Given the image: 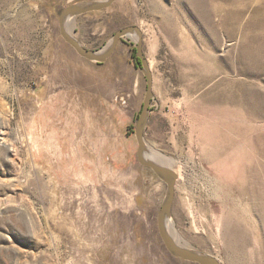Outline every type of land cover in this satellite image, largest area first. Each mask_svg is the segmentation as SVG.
<instances>
[{
    "label": "rangeland",
    "instance_id": "obj_1",
    "mask_svg": "<svg viewBox=\"0 0 264 264\" xmlns=\"http://www.w3.org/2000/svg\"><path fill=\"white\" fill-rule=\"evenodd\" d=\"M99 1L0 0V264H200L164 244L169 186L138 160V39L96 62L60 33L64 8ZM231 2L115 0L67 28L92 50L142 29L147 145L181 172L175 230L222 264H264V70L241 57L246 20H223Z\"/></svg>",
    "mask_w": 264,
    "mask_h": 264
},
{
    "label": "water",
    "instance_id": "obj_2",
    "mask_svg": "<svg viewBox=\"0 0 264 264\" xmlns=\"http://www.w3.org/2000/svg\"><path fill=\"white\" fill-rule=\"evenodd\" d=\"M115 0H105L99 2H92L88 4H74L64 8L59 17L60 33L63 38L71 44L82 56L89 60L96 62H104L112 56L116 50L120 39L129 33L136 32L138 35L137 40V55L136 59L143 65V71L147 78V90L144 99V104L140 116L136 125V137L138 140L137 156L139 162L152 168L159 176H161L169 186L167 198L162 205L158 213V228L161 238L166 247L176 256L186 260L196 261L200 264H222L217 258L206 254L199 253L188 247L180 245L169 233L166 225V218L170 215L174 199L176 196V184L179 179L178 172L172 167L160 164L156 161L150 160L146 156L147 141L145 137V128L148 122L149 113L151 110V104L154 97V74L151 69V65L147 60L144 52V33L142 29L137 25H130L121 29H118L110 42V46L103 52L100 50H92L84 46L67 28L65 25L66 18L70 15H77L87 13L93 10H100L109 7ZM106 48V47H105ZM103 50V49H102Z\"/></svg>",
    "mask_w": 264,
    "mask_h": 264
},
{
    "label": "bare ground",
    "instance_id": "obj_3",
    "mask_svg": "<svg viewBox=\"0 0 264 264\" xmlns=\"http://www.w3.org/2000/svg\"><path fill=\"white\" fill-rule=\"evenodd\" d=\"M229 2H231V8L229 9L228 14L225 17L223 16V20L230 21L232 25L234 24L235 26L233 25L232 28H236V23L243 24V21L246 20L243 25V27H246V29L242 33L243 45L241 50V57L243 59L250 60L251 65L254 68L264 70V7L253 10L249 14H247V7L249 5L248 3H243L242 0H229ZM72 17L73 15H70L66 18V28L68 26V20H71ZM231 32L233 31L231 30ZM133 34L135 35L136 39H138L137 33L133 32ZM247 38L249 39V44L246 41ZM109 46L110 43L106 48L100 51L103 52ZM245 68L243 70H245ZM145 153L150 160L156 161L168 167H172L178 172L179 176H181V172L180 170H178L179 168L176 167L174 159L168 156L167 154L163 153L161 150L147 145ZM166 225L169 233L176 240V242L186 247L187 243L183 240L182 236L175 230L174 222L170 218V215H168L166 218Z\"/></svg>",
    "mask_w": 264,
    "mask_h": 264
},
{
    "label": "crops",
    "instance_id": "obj_4",
    "mask_svg": "<svg viewBox=\"0 0 264 264\" xmlns=\"http://www.w3.org/2000/svg\"><path fill=\"white\" fill-rule=\"evenodd\" d=\"M150 113H151V110H150ZM150 113H149L148 121H149L150 116H151ZM147 125H148V122H147ZM147 125H146V127H147ZM145 130H146V128H145Z\"/></svg>",
    "mask_w": 264,
    "mask_h": 264
}]
</instances>
